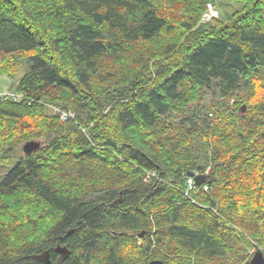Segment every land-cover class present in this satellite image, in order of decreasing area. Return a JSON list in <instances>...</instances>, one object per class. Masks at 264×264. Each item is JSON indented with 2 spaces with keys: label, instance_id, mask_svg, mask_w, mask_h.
Returning a JSON list of instances; mask_svg holds the SVG:
<instances>
[{
  "label": "trees",
  "instance_id": "16d2710c",
  "mask_svg": "<svg viewBox=\"0 0 264 264\" xmlns=\"http://www.w3.org/2000/svg\"><path fill=\"white\" fill-rule=\"evenodd\" d=\"M0 74L20 95L0 100V264L264 249V0H0Z\"/></svg>",
  "mask_w": 264,
  "mask_h": 264
},
{
  "label": "water",
  "instance_id": "95a60500",
  "mask_svg": "<svg viewBox=\"0 0 264 264\" xmlns=\"http://www.w3.org/2000/svg\"><path fill=\"white\" fill-rule=\"evenodd\" d=\"M242 108L244 109V105L242 106ZM41 145L42 143L39 140H28L22 144V151L24 154H30L39 149ZM188 176L193 177L197 185H201L206 181V176L204 174H195L190 171L188 172ZM54 251L58 253L57 262L64 260L69 253V249L64 245H61L60 243L56 244ZM36 258L42 264H53L48 250H44L41 253L37 254ZM148 264H163V262L161 260L153 259L150 260ZM249 264H264V253L260 248L257 247L255 249L249 260Z\"/></svg>",
  "mask_w": 264,
  "mask_h": 264
},
{
  "label": "built area",
  "instance_id": "2783aa9c",
  "mask_svg": "<svg viewBox=\"0 0 264 264\" xmlns=\"http://www.w3.org/2000/svg\"><path fill=\"white\" fill-rule=\"evenodd\" d=\"M219 12L218 9L215 7L214 4H207L206 7V11L203 13L202 15V20L203 21H210L212 19H214L215 17H218ZM18 83V80L15 82V84ZM5 97H12V98H19L20 95L18 93H16L14 91V89L11 87V89H9L7 86L3 89H0V100L4 99ZM52 110V112L54 114H57L59 119L61 121H67L69 119H73L75 117V112L72 109H60L58 107L55 106H49ZM208 169H206L205 172H207ZM197 174V173H196ZM155 177V172L154 171H148L144 177V180L147 181L151 178ZM186 193H188L189 190H192L195 188V186H197V184L195 183L193 177L191 176H187L186 179ZM204 191H208L209 186L205 183H203L202 186Z\"/></svg>",
  "mask_w": 264,
  "mask_h": 264
},
{
  "label": "rangeland",
  "instance_id": "374dc122",
  "mask_svg": "<svg viewBox=\"0 0 264 264\" xmlns=\"http://www.w3.org/2000/svg\"><path fill=\"white\" fill-rule=\"evenodd\" d=\"M234 8L235 7H232V8L230 7L229 10H233ZM17 80L18 79H15L14 80L13 78H9L7 76H4V75H1L0 74V89L5 88L6 86L9 89H11V87L13 86V83H15ZM212 98L213 97H212L211 91L210 90H205V92L203 93L202 102L205 103V104H207ZM243 105L245 106V104H243ZM50 110H52V109L50 108ZM15 153H17L19 155H24V153L22 151V145H20V146H18V147L15 148ZM5 172H6V169H4L2 171V174H4ZM257 247L260 248L263 251V253H264V249L262 247L256 246V248ZM256 248H254L253 251H251V250L249 251V253L251 254V256H252V254H253V252L255 251ZM250 258H249V260H250Z\"/></svg>",
  "mask_w": 264,
  "mask_h": 264
},
{
  "label": "bare ground",
  "instance_id": "6f19581e",
  "mask_svg": "<svg viewBox=\"0 0 264 264\" xmlns=\"http://www.w3.org/2000/svg\"><path fill=\"white\" fill-rule=\"evenodd\" d=\"M189 196V195H188Z\"/></svg>",
  "mask_w": 264,
  "mask_h": 264
}]
</instances>
